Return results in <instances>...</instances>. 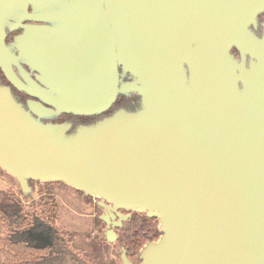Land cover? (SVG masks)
I'll return each instance as SVG.
<instances>
[{"label":"water","instance_id":"95a60500","mask_svg":"<svg viewBox=\"0 0 264 264\" xmlns=\"http://www.w3.org/2000/svg\"><path fill=\"white\" fill-rule=\"evenodd\" d=\"M22 8L18 56L0 43L5 77L38 99L25 108L0 84V167L21 191L62 182L113 218H157L137 264H264V0H69L53 27L19 25ZM119 93L140 106L71 132L41 120L101 114Z\"/></svg>","mask_w":264,"mask_h":264},{"label":"flooded vegetation","instance_id":"af4514ba","mask_svg":"<svg viewBox=\"0 0 264 264\" xmlns=\"http://www.w3.org/2000/svg\"><path fill=\"white\" fill-rule=\"evenodd\" d=\"M68 1L69 0H33V1L23 0V8L19 11V14L17 16V17H21L20 23L18 24L27 27H31V26L53 27L54 25L58 24V20H54L58 18H54V16L58 12H64V13L66 12ZM13 8H14V0H0V27H3V32L0 30V43H4V45L8 48L10 52L18 56V51L14 44H16L15 42L16 37H18V35H21L24 32V29L9 28L11 25L14 26L13 24L15 23L14 21L15 13L13 11ZM104 12H105L104 15L106 14V16H108L107 11L104 10ZM30 15L31 16L39 15L40 19L38 20L28 19ZM91 15L92 14L90 13V17ZM259 17L261 16L259 15ZM259 17H258L259 21L264 20V18H259ZM104 21H105V16H104ZM231 52L235 57H239L238 52L236 51L235 48H232ZM18 64L30 78L37 81V83L39 84V81L36 79V76L41 75V72L37 69V65L33 61H31L30 59H23L22 61L18 60ZM11 66L15 74L21 78V75L17 67L14 64H12ZM87 66H88V70H90L92 73L96 70V65L93 62L87 64ZM116 70L118 72V87H121L122 84L130 80V76L128 73L123 71V68L120 64L116 65ZM0 84L9 87L15 99L19 103H21L25 108H28L29 102L38 101L37 98L32 97L27 93L16 89L11 84V82L5 77L1 67H0ZM139 106H140L139 96L134 94L124 95L119 93L115 101L107 111L109 112L110 110L112 113V111L119 108H124L126 110H130V109L135 110ZM101 114L94 116H97L96 118L98 119L101 117ZM65 116L66 115L60 114L54 118H49V119L41 118V120L44 122H52V123H62V122L70 123L71 127L68 130V132L70 130L71 131L74 130V128H76L78 125L87 123L85 122L84 116L70 117V119H66ZM2 202H4L6 205H15L17 206V209L25 210L21 202L14 197H3L0 199V203ZM52 202L54 203V207H55V213L51 217L53 218L51 219L52 221H48L47 215L44 213L46 199L42 198V200L38 202V204L34 206L32 205L31 208H33L34 210L33 209L29 210L31 211L29 215L27 214L26 216H24V218L17 215L19 217L14 219L10 232H6L3 234L6 235L10 241L16 242L18 246H22L23 249L26 251L25 258L22 261L23 264H68V262H71L72 264H80L82 262L86 264H95L88 261L87 260L88 257H90L92 261L99 263L97 262L99 260L97 257L102 254H103V259H105L104 258L105 246L101 250L102 253L98 249H95V250H91L90 252L83 251V255H81V253H79L78 251H75L73 247L71 248V246L69 245L71 244V239H70L71 234L62 232L57 228V224H56L57 204L54 198L52 199ZM100 202L101 200H97L95 207L97 209L99 208L101 210V213L92 214L91 216L92 226L90 227V229L96 230L100 224H103L104 227L106 228V232L104 233L105 234L104 238L106 239V241L107 242L113 241L115 238H117L115 242L119 244V256L121 260V248L124 247L122 246L119 239V235H120L119 230L122 228L124 222L128 220L130 217L126 220H119L117 216L113 218L111 217V212L106 208H104V206H102ZM106 205L109 204L106 203ZM92 208L94 209L93 204H92ZM38 209H40L39 212ZM120 213L124 215L129 214L131 216L130 212L125 210H120ZM119 222L121 224L117 226V223ZM113 223H115L114 226L112 225ZM111 228L113 229L116 228L118 230L117 234H114L113 232L109 233V230H111ZM0 251L3 250L0 249ZM0 255H2V253H0ZM126 256L133 264H137L139 261V254L137 256L136 255L134 256L136 258H133V256L131 257L128 255ZM12 259L13 260L9 262L8 260L5 259V257H0V263H9V264L14 263L16 260L15 258ZM18 262H21V260H18Z\"/></svg>","mask_w":264,"mask_h":264},{"label":"rangeland","instance_id":"374dc122","mask_svg":"<svg viewBox=\"0 0 264 264\" xmlns=\"http://www.w3.org/2000/svg\"><path fill=\"white\" fill-rule=\"evenodd\" d=\"M30 186V192L24 194L20 190L16 179L0 167V197L5 194L12 196L21 202L26 211H29L33 209L31 208L32 205L38 204L44 198V193L48 188L57 204V228L62 232L71 234V244H69L71 248L73 247L75 251L83 255V251L90 252L95 249L102 253L101 250L105 246V253L103 252L105 259H103L102 254L100 255L101 258L100 256L97 257L99 259H97V262L99 263L92 261L88 256L87 260L95 264H121L119 244L115 242L117 238L107 242L104 238L106 228L103 224H100L96 230L94 228V230L90 229L92 226V214L101 213V210L95 207L96 201L100 200L99 198L92 195H84L80 190L65 183H54L52 186L47 187L44 182L30 181ZM39 211L40 209H38ZM111 232L117 234L118 230L111 228ZM133 258L136 257L133 256ZM68 264L72 263L68 262ZM80 264L86 263L82 262Z\"/></svg>","mask_w":264,"mask_h":264},{"label":"trees","instance_id":"16d2710c","mask_svg":"<svg viewBox=\"0 0 264 264\" xmlns=\"http://www.w3.org/2000/svg\"><path fill=\"white\" fill-rule=\"evenodd\" d=\"M259 18H264V13L260 15ZM131 107V106H130ZM132 108V107H131ZM133 110V109H130ZM113 112V111H112ZM111 113L104 112L101 114V117L107 116ZM66 115V119H70V117H77V115L72 114H61ZM97 116H84L86 124L93 123L94 121L100 119L96 118ZM65 119V120H66ZM89 122V123H88ZM71 132V130L69 131ZM34 181V180H30ZM29 181V182H30ZM54 183H62V182H44L45 186L50 187ZM3 197H12L8 195H4ZM44 198L46 199L44 213L47 215L48 221H52V215L55 213L54 203L52 202V195L47 188V191L44 193ZM15 205H6L4 202L0 203V251L2 255L0 257H5L6 260L9 262L12 261V258H15L14 263L10 264H23V260L26 255V251L23 249L22 246H18L16 242H12L8 239L6 235L3 233L10 232L14 219L21 216L24 218L27 214L31 213V211H26L22 209H17ZM131 216L128 220H126L119 230L120 235L119 239L122 246L126 250V255L128 256H137L139 254L140 249L148 242V241H155L159 236L160 232L158 230V219L155 217H148L143 212H130ZM19 215V216H17ZM11 258V259H10ZM21 260V262H18ZM0 264H9V263H0Z\"/></svg>","mask_w":264,"mask_h":264}]
</instances>
